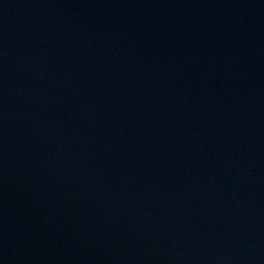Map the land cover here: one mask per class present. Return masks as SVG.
Here are the masks:
<instances>
[{
  "label": "water",
  "instance_id": "water-1",
  "mask_svg": "<svg viewBox=\"0 0 264 264\" xmlns=\"http://www.w3.org/2000/svg\"><path fill=\"white\" fill-rule=\"evenodd\" d=\"M0 264H264V0H0Z\"/></svg>",
  "mask_w": 264,
  "mask_h": 264
}]
</instances>
